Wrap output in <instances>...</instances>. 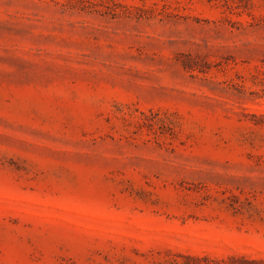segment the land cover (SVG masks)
Returning a JSON list of instances; mask_svg holds the SVG:
<instances>
[{"label":"rangeland","instance_id":"1","mask_svg":"<svg viewBox=\"0 0 264 264\" xmlns=\"http://www.w3.org/2000/svg\"><path fill=\"white\" fill-rule=\"evenodd\" d=\"M0 264H264V0H0Z\"/></svg>","mask_w":264,"mask_h":264}]
</instances>
